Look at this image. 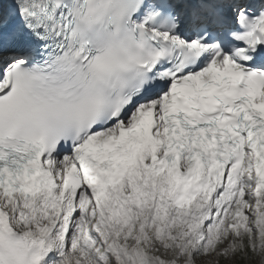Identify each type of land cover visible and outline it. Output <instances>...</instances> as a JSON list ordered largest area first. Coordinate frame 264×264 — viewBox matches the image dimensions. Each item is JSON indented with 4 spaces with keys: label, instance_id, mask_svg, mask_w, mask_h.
<instances>
[{
    "label": "snow or ice",
    "instance_id": "1",
    "mask_svg": "<svg viewBox=\"0 0 264 264\" xmlns=\"http://www.w3.org/2000/svg\"><path fill=\"white\" fill-rule=\"evenodd\" d=\"M0 264H264V0H0Z\"/></svg>",
    "mask_w": 264,
    "mask_h": 264
}]
</instances>
